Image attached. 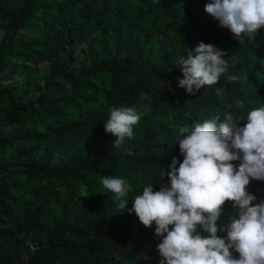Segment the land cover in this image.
Segmentation results:
<instances>
[{"label":"trees","instance_id":"1","mask_svg":"<svg viewBox=\"0 0 264 264\" xmlns=\"http://www.w3.org/2000/svg\"><path fill=\"white\" fill-rule=\"evenodd\" d=\"M206 3L0 0V264H159L155 225L119 212L101 178L125 179L129 203L149 184L159 191L173 157L183 162L182 127L264 106V28L240 46ZM200 42L223 50L241 79L221 76L194 96L179 88L177 62ZM133 105L142 118L115 146L110 110ZM247 191L259 203L264 181ZM224 212L221 224L231 202Z\"/></svg>","mask_w":264,"mask_h":264},{"label":"clouds","instance_id":"2","mask_svg":"<svg viewBox=\"0 0 264 264\" xmlns=\"http://www.w3.org/2000/svg\"><path fill=\"white\" fill-rule=\"evenodd\" d=\"M204 11L229 30L240 46L246 44L245 37L247 43L255 41L264 28V0H208ZM226 55L204 42L189 49L177 62L183 73L178 87L194 96L205 86L218 84L221 76L238 81L237 75L227 74ZM224 91L216 88L215 93L221 96ZM140 100L151 97L141 93ZM243 106V101L237 104ZM142 115L135 105L110 110L105 131L118 138L115 146L133 138ZM241 121H247L243 127L238 126ZM180 133L176 144L183 162L173 157L166 173L169 185L154 191L149 184L131 203L127 196L132 187L125 179L102 177L103 188L119 201V212L127 209L145 228L155 225V236L161 240L159 264H264V200L254 203L256 196L247 191L252 180L264 181V106L253 108L246 119L225 112L223 122L217 116L182 127ZM128 155L134 153L128 150ZM227 202L234 212L221 224ZM219 233L226 236L221 238Z\"/></svg>","mask_w":264,"mask_h":264},{"label":"rangeland","instance_id":"3","mask_svg":"<svg viewBox=\"0 0 264 264\" xmlns=\"http://www.w3.org/2000/svg\"><path fill=\"white\" fill-rule=\"evenodd\" d=\"M41 70L43 71V67H41Z\"/></svg>","mask_w":264,"mask_h":264}]
</instances>
